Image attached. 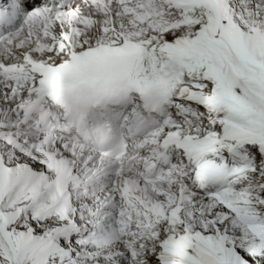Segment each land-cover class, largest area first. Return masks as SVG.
Wrapping results in <instances>:
<instances>
[{"label":"snow or ice","instance_id":"1","mask_svg":"<svg viewBox=\"0 0 264 264\" xmlns=\"http://www.w3.org/2000/svg\"><path fill=\"white\" fill-rule=\"evenodd\" d=\"M0 264H264V0H0Z\"/></svg>","mask_w":264,"mask_h":264}]
</instances>
